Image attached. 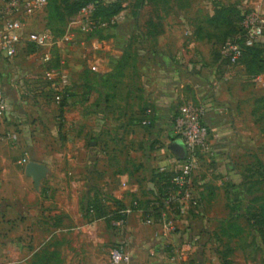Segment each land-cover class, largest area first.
Returning a JSON list of instances; mask_svg holds the SVG:
<instances>
[{"label":"crops","instance_id":"obj_1","mask_svg":"<svg viewBox=\"0 0 264 264\" xmlns=\"http://www.w3.org/2000/svg\"><path fill=\"white\" fill-rule=\"evenodd\" d=\"M153 4L171 11L137 13L141 25L126 32L86 41L73 34L69 51L84 53L57 62L69 78L58 104L43 79L41 50L22 41L13 58L0 56L7 103L0 118V197L2 179L9 180L10 199L18 194L20 151L39 136L42 144L57 142L62 129L52 131L55 115L63 121L73 108L77 136L74 150L66 143L56 155L58 171L49 161L27 160L43 168L34 188L41 203L0 201V264H104L107 248L117 244H124L131 264H171L170 254L187 244L193 247L186 264H256L251 242L264 247L253 231L264 225V156L258 155L254 86L241 65H225L218 49L227 29L210 22L215 12L202 19L189 9L175 15L172 0ZM35 19L26 33L41 31ZM188 102L205 110L209 151L192 175L198 208L175 218L169 231L159 191L183 159L172 151L174 144L182 148L172 128L177 109ZM116 203L125 212L118 230L91 211L95 204L109 218Z\"/></svg>","mask_w":264,"mask_h":264},{"label":"built area","instance_id":"obj_2","mask_svg":"<svg viewBox=\"0 0 264 264\" xmlns=\"http://www.w3.org/2000/svg\"><path fill=\"white\" fill-rule=\"evenodd\" d=\"M47 2L48 0H0V56L8 59L13 58L22 41L41 50L43 52L42 62L45 67L43 79L52 83L56 96L55 101L58 104L61 95L69 86V78L62 68L52 63L50 50L59 42H71L72 34L67 32L58 40L47 30L26 33L28 21L42 13ZM93 11V4L86 5L80 10L82 20L74 23L89 35L102 27L100 21L93 19ZM240 27L243 31L242 45L244 47L264 45V9L260 5L241 13ZM238 40L239 38L227 41L221 47V54L228 67L238 66V61L241 58L242 49ZM247 80L255 88H264L263 75L249 77ZM6 112L7 103L0 88V118ZM204 112L203 106L188 102L179 106L173 117L174 137L181 141L184 155L171 179L172 187L164 199L166 205L165 226L169 231L174 229L175 218L180 217L189 209L196 210L198 208V200L193 192L192 175L199 167L201 153H204V150L209 151L207 145L209 132L202 121ZM12 139L15 140V137L12 136ZM18 164L24 166L27 164V160L22 158ZM120 214L125 215V212L121 211ZM149 223L150 221H147V224ZM123 224L124 220L112 221L113 228H121ZM192 247V244H187L185 250L173 251L167 260L168 263L186 264ZM104 264H131L124 244L112 246Z\"/></svg>","mask_w":264,"mask_h":264},{"label":"rangeland","instance_id":"obj_3","mask_svg":"<svg viewBox=\"0 0 264 264\" xmlns=\"http://www.w3.org/2000/svg\"><path fill=\"white\" fill-rule=\"evenodd\" d=\"M81 0H48V4L43 10L42 13L36 15L35 24L38 23L39 27L35 30H47L53 35L56 39H60L65 33L69 32L72 33V40L71 42H59L58 45L53 47L50 50L52 63L57 66V62L59 60H80L82 58V55L84 52H80V50H75L74 52L69 51V45L74 44V35L75 33H78V35L84 37V41L88 40L92 35L95 37L102 36L103 33L108 34L111 30H119L120 32H126L130 31L132 29H135L140 24V19H137V13L141 15V13H144L146 16L153 14V12L157 9H161L163 11L170 12L169 8H165L164 6H155L156 4L151 3L146 5L145 8H138L136 6V0H90L91 2L98 3L102 6H107L111 3L119 2L121 4L122 10L119 12V14L112 19L111 25H108L107 22H102V27L95 31L92 35H89L85 33L80 27L76 26L74 23L77 21H81V14L80 11L77 13H73V7L76 2H80ZM171 0H168L170 2ZM207 1L209 5H207L208 8L207 11L204 7V2ZM256 1L258 0H172L173 2V8L172 11L175 12V15H180L184 13L185 11L193 10L195 18H202L205 12H210L217 9V7H221V4L223 5H231V6H238L239 13L252 9L256 5ZM260 6L264 9V0H259ZM160 3V2H159ZM188 10V11H189ZM51 14L52 19L51 21H48V15ZM93 15V14H92ZM43 18V20H42ZM34 24V25H35ZM74 24V25H73ZM178 29H181L184 25L178 21H175L173 23ZM36 27V26H35ZM107 32V33H106ZM102 33V34H101ZM216 34H221V31ZM100 34V35H99ZM221 38V36H220ZM231 38L229 36L223 38L222 44H220L219 49L223 46L224 43L227 41H230ZM264 40V36H263ZM262 40V41H263ZM221 43V41H219ZM42 62V56H40L39 59ZM58 67V66H57ZM236 67V66H235ZM238 67V66H237ZM234 68V67H232ZM44 72V70H43ZM264 76V75H263ZM252 88L254 91L255 104H254V111L257 113V122H258V129H259V139H258V155L264 156V88ZM73 108L70 110V112L64 117V120L58 119L55 115L51 121V128L54 133H56L58 127H61L62 131L64 132V129L67 130L68 137L63 140L62 138V131L57 134L58 140L52 141H46L43 139V144L41 143L40 136L38 137L37 141H35V144L31 146V148L25 149L24 151H20L18 154V158L21 160L22 158H25L26 160H32V159H39L41 161H45L49 164H45L49 167H53L55 171H58L59 168V161L57 159V154L63 150L66 143H68L71 146V150H74L76 144V131H75V116H74ZM44 127L47 129V132L49 133V129L44 125ZM50 128V130H51ZM40 135V133H38ZM68 145V146H69ZM62 166V165H61ZM22 165L17 166L16 169L19 174V178L17 179V188H18V194L17 196H12L11 199L9 196L10 190L8 189L9 186L4 185V183H9V180L2 179V196L0 197L1 202H18V203H30V204H39L44 199L42 196H37L34 194V187L32 183L24 177V171L22 169ZM71 169L68 168V171ZM68 176V175H67ZM68 178V177H67ZM69 178L70 175H69ZM5 189V190H4ZM13 189V187H12ZM48 201V200H47ZM51 201H54L52 199ZM117 229L118 228H115ZM253 229V228H252ZM263 228L255 227L253 231H255V238L258 240V244H263ZM132 235V234H131ZM252 250L255 251L256 257H254V262L256 264H264V247H256V244L251 242ZM111 247L107 248L110 250ZM109 252V251H108ZM22 252L19 251L18 258L20 259L22 256Z\"/></svg>","mask_w":264,"mask_h":264},{"label":"trees","instance_id":"obj_4","mask_svg":"<svg viewBox=\"0 0 264 264\" xmlns=\"http://www.w3.org/2000/svg\"><path fill=\"white\" fill-rule=\"evenodd\" d=\"M144 1L145 0H136V6L139 8V6L143 5ZM146 1L150 3H155L156 1L159 0H146ZM88 4L94 5V11L92 15L93 19L98 20L101 23L103 21L107 22L108 25H111L112 19L116 17L119 14V12L122 10L121 4L119 2L111 3L107 6H102L95 2L90 3V0H81L80 2L75 3L72 10L73 13L79 12L83 7H85ZM51 19L52 16L51 14H49L48 21H51ZM210 22L217 26H224L227 29L226 32L227 35L231 38V41L239 38L237 42L241 46L242 54L240 60L238 61V65H241L244 68L246 78L264 75V45H254L253 47H244L242 45L243 31L240 27L241 14L239 13V11H237L233 7H217L214 16L212 17ZM224 62L225 65L227 66V62L225 60ZM173 176L167 175L165 179V184L159 191V200H164L166 198L168 191L172 187L171 179ZM92 207L93 210L91 209V211L95 212L96 215H98V217L104 216L108 221V223L114 220H125V216L120 214L121 209L117 203L115 204L116 210L109 213L110 214L109 218H107L106 216L107 214L105 213L103 214L101 212V209L97 205L92 204ZM261 228H263L262 230L264 234V225L261 226Z\"/></svg>","mask_w":264,"mask_h":264},{"label":"water","instance_id":"obj_5","mask_svg":"<svg viewBox=\"0 0 264 264\" xmlns=\"http://www.w3.org/2000/svg\"><path fill=\"white\" fill-rule=\"evenodd\" d=\"M172 151L179 158H182L184 155L183 149L177 144L172 146ZM24 173L31 180L35 190H38L43 176V168L36 163H27L24 168Z\"/></svg>","mask_w":264,"mask_h":264}]
</instances>
